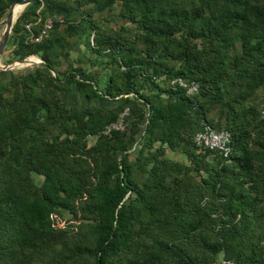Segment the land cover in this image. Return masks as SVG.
Segmentation results:
<instances>
[{
	"label": "trees",
	"instance_id": "obj_1",
	"mask_svg": "<svg viewBox=\"0 0 264 264\" xmlns=\"http://www.w3.org/2000/svg\"><path fill=\"white\" fill-rule=\"evenodd\" d=\"M7 45L47 68L0 70V264H264V0H33Z\"/></svg>",
	"mask_w": 264,
	"mask_h": 264
},
{
	"label": "built area",
	"instance_id": "obj_2",
	"mask_svg": "<svg viewBox=\"0 0 264 264\" xmlns=\"http://www.w3.org/2000/svg\"><path fill=\"white\" fill-rule=\"evenodd\" d=\"M49 28V24H45L39 36L33 38L34 41H39L46 29ZM170 85L173 87L183 88L187 94H193L198 90L197 83L193 81H187L181 77H174L170 80ZM264 101V89L262 94ZM128 113V109L120 114L119 118L109 122L105 125L103 133L109 135L113 131H123L125 129L124 118ZM264 116V110L261 113ZM195 142L197 145L209 150L218 151L224 158H228L230 154V134L225 130L217 131L211 126L205 125L204 128L195 134Z\"/></svg>",
	"mask_w": 264,
	"mask_h": 264
},
{
	"label": "water",
	"instance_id": "obj_3",
	"mask_svg": "<svg viewBox=\"0 0 264 264\" xmlns=\"http://www.w3.org/2000/svg\"><path fill=\"white\" fill-rule=\"evenodd\" d=\"M32 2H33V0H17L15 2L11 3V5H10V7L6 13L5 18L0 21V28L2 27V31L0 34V59H1V57L4 53V50L7 46V42H8L10 33H11L13 23L15 22L16 18L18 17V15L17 16L15 15V7L17 5H19V6H23V8H24L26 5H28ZM23 8H22V10H23ZM22 10H21V12H22ZM19 62H22V63L29 62V64L35 63V64H39V65H42V66L47 68V65L44 62H42L40 59H36V60H34V59H29V60L22 59V60H19ZM11 63H10V65H5V66L0 65V70L1 69L2 70L11 69V67L13 66V65H11Z\"/></svg>",
	"mask_w": 264,
	"mask_h": 264
},
{
	"label": "rangeland",
	"instance_id": "obj_4",
	"mask_svg": "<svg viewBox=\"0 0 264 264\" xmlns=\"http://www.w3.org/2000/svg\"><path fill=\"white\" fill-rule=\"evenodd\" d=\"M19 11H21V10H19ZM1 31H2V27L0 28V34H1ZM9 51H10V46L7 45L6 48H5V50H4V53H3L2 57L0 59V65H3V66L10 65V63H9L10 59H9V56H8ZM29 59L36 60L38 58L31 56V57L27 58V60H29ZM11 65H13L11 67V69H6V70H13V71H16L17 72L19 70H22V69L30 66L31 64H29V62L22 63V62H19V61H13L11 63ZM63 98H64V100L67 103H69L71 105L80 106L81 103H82L81 97L75 91H73L71 93H65ZM95 103L96 104H105V102L102 101V100L95 101ZM89 142H92V139H89ZM168 156H170L171 158L177 159V160H181V161L182 160H185V158H184L183 155H181V154H175L173 152H168ZM36 179H40V177H36Z\"/></svg>",
	"mask_w": 264,
	"mask_h": 264
},
{
	"label": "bare ground",
	"instance_id": "obj_5",
	"mask_svg": "<svg viewBox=\"0 0 264 264\" xmlns=\"http://www.w3.org/2000/svg\"><path fill=\"white\" fill-rule=\"evenodd\" d=\"M22 8H23V6H19V5H17L16 7H15V15L17 16L21 11H19V10H22Z\"/></svg>",
	"mask_w": 264,
	"mask_h": 264
}]
</instances>
